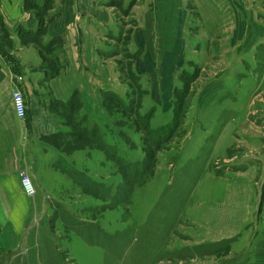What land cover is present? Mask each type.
Instances as JSON below:
<instances>
[{"label":"rangeland","instance_id":"obj_1","mask_svg":"<svg viewBox=\"0 0 264 264\" xmlns=\"http://www.w3.org/2000/svg\"><path fill=\"white\" fill-rule=\"evenodd\" d=\"M91 1L98 11L75 8L67 23L109 63L101 103L111 140L97 125L84 163L98 186L67 173L62 197L36 190L0 264H248L264 220V0ZM46 6H35L40 22ZM9 33L0 24L4 45ZM146 61L149 71L134 70ZM70 216L103 243H88Z\"/></svg>","mask_w":264,"mask_h":264},{"label":"crops","instance_id":"obj_2","mask_svg":"<svg viewBox=\"0 0 264 264\" xmlns=\"http://www.w3.org/2000/svg\"><path fill=\"white\" fill-rule=\"evenodd\" d=\"M89 2L0 0V24L11 29L5 36L10 44L0 42V249H14L18 244L22 224L34 209L36 190L46 197L49 192L51 197H62L63 189L57 183L69 181L68 171L79 170L94 179L93 169L85 165L94 160L91 151L97 125L105 130L101 140L106 144L111 140L101 103V92L109 87V63L98 59V54L93 57L89 32L67 23L74 20L75 8L98 11L88 8ZM41 4L48 8L40 22L34 9ZM16 26L32 31L30 37L12 32ZM53 38L57 39L51 42ZM172 58H164V78L172 69ZM150 69L151 63L146 61L134 70ZM14 87L24 99L23 118L12 111L9 93ZM81 132L89 138L82 139ZM67 141L70 151L63 148ZM20 171L31 179L35 194L22 192ZM216 225L214 235H225L226 228ZM257 234L248 264H264V220Z\"/></svg>","mask_w":264,"mask_h":264},{"label":"trees","instance_id":"obj_3","mask_svg":"<svg viewBox=\"0 0 264 264\" xmlns=\"http://www.w3.org/2000/svg\"><path fill=\"white\" fill-rule=\"evenodd\" d=\"M37 7H35V10ZM36 31L40 30V22L37 24ZM69 174L74 175L76 180L80 181L82 185L87 188L89 191H95V188L98 186V181L95 179H91L88 175H85L82 171L70 172ZM126 188V187H125ZM71 215V214H70ZM69 225L76 230L77 233H84L85 231V238L87 239L88 243L90 244H101L103 243L102 236L104 237L103 232L100 231L96 226L91 225L90 223H85L84 221L78 220L73 218V216L69 217ZM86 227L85 231L83 228Z\"/></svg>","mask_w":264,"mask_h":264},{"label":"built area","instance_id":"obj_4","mask_svg":"<svg viewBox=\"0 0 264 264\" xmlns=\"http://www.w3.org/2000/svg\"><path fill=\"white\" fill-rule=\"evenodd\" d=\"M12 111L14 112L15 116L18 118L24 117V99L21 95V92L18 88H12L9 93ZM19 181L22 192L26 195L30 196L34 193V187L31 182V179L24 171L19 172Z\"/></svg>","mask_w":264,"mask_h":264}]
</instances>
